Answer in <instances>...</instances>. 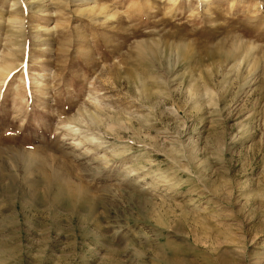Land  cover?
<instances>
[{"label": "rangeland", "instance_id": "1", "mask_svg": "<svg viewBox=\"0 0 264 264\" xmlns=\"http://www.w3.org/2000/svg\"><path fill=\"white\" fill-rule=\"evenodd\" d=\"M79 2L0 0V264H264V0Z\"/></svg>", "mask_w": 264, "mask_h": 264}, {"label": "bare ground", "instance_id": "2", "mask_svg": "<svg viewBox=\"0 0 264 264\" xmlns=\"http://www.w3.org/2000/svg\"><path fill=\"white\" fill-rule=\"evenodd\" d=\"M45 1V0H44ZM47 1V0H46ZM74 1H80V2H89V1H91V0H74ZM93 1V0H92ZM79 2V3H80ZM17 3V2H16ZM26 3V2H25ZM13 4V3H12ZM58 5V4H57ZM16 6V5H15ZM94 9V8H93ZM50 12V11H49ZM111 14V13H110ZM112 15V14H111ZM8 22L11 24L10 25V29H9V34H7V36L9 37V41H10V45L12 46H14L15 48H14V50H15V52L17 53H19V55L21 56V54L22 55H24L23 54V52L25 51V45H26V34H25V29H24V20L22 21L20 18H18L17 17V14H15L14 15V17L12 16V17H9L8 19ZM1 21V20H0ZM59 21V20H58ZM4 23V22H3ZM45 30V29H44ZM42 34V33H41ZM51 36V35H50ZM38 37H40V36H38ZM16 40H15V39ZM35 38H36V36H35ZM12 52V51H11ZM14 52V51H13ZM3 54V53H2ZM15 55V54H14ZM0 59H2V57L0 56ZM1 61V60H0ZM0 63H2V62H0ZM1 69H2V67H1V65H0V71H1ZM14 69V67L12 66V67H7L6 69L4 68V70H2L3 72H2V78H0V82L1 83H3L4 81H5V77L6 76H8L10 73H11V71ZM4 73V74H3ZM91 119V118H90ZM96 120V119H95ZM92 139V138H91ZM80 140V139H79ZM84 140V139H83ZM72 199V198H71ZM70 199V200H71Z\"/></svg>", "mask_w": 264, "mask_h": 264}]
</instances>
